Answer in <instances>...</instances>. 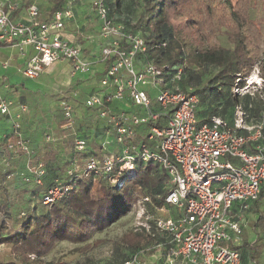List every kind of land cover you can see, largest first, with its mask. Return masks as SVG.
I'll list each match as a JSON object with an SVG mask.
<instances>
[{"label":"built area","instance_id":"1","mask_svg":"<svg viewBox=\"0 0 264 264\" xmlns=\"http://www.w3.org/2000/svg\"><path fill=\"white\" fill-rule=\"evenodd\" d=\"M86 1L98 22V38L103 42L101 62L107 68L99 90L87 97L84 107L99 109V118L106 124L103 140L94 143L81 135L74 139V152L84 166L80 170L77 158L72 160L67 175H109L112 184L120 186L129 175L135 176L137 164L157 166L168 176L163 205L172 206L177 213L163 218L149 215L142 228L166 240V264H240V254L233 245L240 240L242 215L259 200L264 188V113L259 121L248 124L249 115L240 109L232 129L219 117L198 124L197 96L179 88L182 67L175 73L168 65L147 63L139 67L137 56L146 49L143 38L115 21L109 0ZM18 2L0 0V41L17 47L23 56L26 48L33 51L26 60L24 77L35 79L59 62L69 63L72 75L90 71L91 62L81 47L62 35L66 22L73 17L70 8L41 20L37 5L32 3L26 9V20L13 21L11 12ZM150 88L156 91L155 106ZM242 89L236 86L233 92L243 95ZM114 103L116 108H111ZM26 109L0 93V115L12 126L7 149L28 156L25 168L34 175L35 183L41 184L43 163L30 166L28 141L20 134V116ZM60 109L62 125L71 126L70 102L62 101ZM137 137L140 141L134 142ZM91 143L100 147L98 154L93 153ZM111 143L121 146L118 155L104 151ZM53 188L43 197L44 205H51L55 196H60ZM67 190L65 187L62 194ZM163 205L155 208V213L167 212ZM143 254L140 250L124 264H138Z\"/></svg>","mask_w":264,"mask_h":264},{"label":"trees","instance_id":"2","mask_svg":"<svg viewBox=\"0 0 264 264\" xmlns=\"http://www.w3.org/2000/svg\"><path fill=\"white\" fill-rule=\"evenodd\" d=\"M136 1L139 13L134 24L113 18L143 38L146 49L137 56L139 67L147 63L160 67L168 65L174 67L172 73L177 71V67H182L179 88L197 96L196 118L207 117L205 122L213 117L226 121L225 115H232L240 104V108L256 119V122L261 119L264 110L260 104L248 94H235L233 88L244 87L243 79L258 58V45L261 40L264 52V33L259 30L264 24V19L260 17L263 21L253 23L258 21L257 11L253 8L257 6L264 9V0H238L235 4L239 5V9L224 0L228 8L229 23L235 26L234 30L226 29L222 32L231 48L213 43L207 45L206 39L211 35V30L207 31L197 23V26L193 25L191 35H188L189 31L181 32L172 28L170 14L178 12L180 5L187 4L186 0ZM67 2L68 0H54L49 17L67 5ZM108 5L112 16V13L119 12L122 7L121 0H109ZM260 70L264 78V56ZM66 95L67 97L61 99L85 104L84 96L74 99ZM51 97L60 99L56 94ZM199 106L203 107L201 111H198ZM99 113L97 108H86V113L79 121L81 129L85 131L81 132L82 137L89 138L86 132L91 129L95 133L93 138H97L98 131L102 132L99 124L104 121L99 118ZM53 120L58 126L62 125L61 110L53 113ZM227 125L232 129L233 121ZM112 130L114 133V128ZM139 141L140 137L134 139V142ZM7 143L8 138L0 141L4 151H7L9 157L12 156L7 163L0 165V245L9 246L11 254L7 259L0 255V264H65L62 260L44 262L42 258L49 254L57 243L67 241L81 244L88 241L93 233H102L120 216L129 212L138 198L152 200L150 202L153 203L154 209L163 205L167 192V175L149 162L137 164L135 176L117 186L111 184L113 177L109 175L98 178L93 174L86 177L80 172L72 174L73 176L67 175V167L71 162L59 159L57 152L48 147L42 158L44 174L41 184H36L34 175L25 168L28 156L21 152H10ZM92 146L93 153L98 154L100 147L93 143ZM30 153L34 155V150H30ZM117 170L118 165L114 167L115 173ZM12 176H18L20 183L16 196L4 185ZM50 179H61L62 189L66 187L68 190L45 210L47 206L42 200L51 189L45 186V181ZM93 182L99 184L95 192ZM34 202L35 205L32 204ZM14 211L18 216L15 217L17 227L13 230L9 228L8 221L13 219ZM257 215L255 227L264 226V212L259 209ZM157 237L158 234L152 236L148 233L142 235L132 232L123 235L121 243L130 250L133 249L125 262L131 260L140 250L144 251L139 248L151 245ZM160 238L164 239L161 236ZM164 245H167L166 242ZM86 246L88 244L76 248L75 251H81ZM151 254L150 252L149 255ZM31 256H34V259H31Z\"/></svg>","mask_w":264,"mask_h":264},{"label":"rangeland","instance_id":"3","mask_svg":"<svg viewBox=\"0 0 264 264\" xmlns=\"http://www.w3.org/2000/svg\"><path fill=\"white\" fill-rule=\"evenodd\" d=\"M52 1H50V3ZM186 1L187 4L185 3L184 5H180L178 12H174L170 14V22L172 28L174 30H178L181 32L189 31L188 35H191L192 32L191 30L193 28V25L197 26L195 24L197 23L199 26L203 27V29L207 31L211 30V35H209V38L206 39L208 42V43L206 42L207 45L209 43H213L223 46L225 48H231V46L227 43L226 37L222 35V32L225 31L226 29H228V31L234 30L235 26L233 23L231 24L229 23L228 8L226 7L224 0H186ZM227 1L228 3H231L232 6L235 5V9H239L238 8L239 5L235 4L238 0H227ZM79 5H80V0H68L67 5H65L64 7L70 8L73 13V17L68 21L73 20L76 14L78 13L80 16H82L85 13L82 10H79V7L77 9V6ZM121 6L122 7L119 12L115 11L114 13H112L113 17L117 21H121L123 23L127 22L128 24L129 23L134 24L135 21L137 20V16L139 13L137 1L121 0ZM39 9L40 12L42 11L43 13L42 17L46 18L49 16L48 7L46 8L39 7ZM253 9L257 11V17H258V21H254L253 23L263 21L264 9H260L257 6H255ZM75 10L77 11L76 13ZM260 17H263V19H260ZM259 30L261 33H264V24H262ZM89 33L93 34L94 31L91 30L90 32H88V34ZM77 42L78 44L82 45V41L80 39H78ZM100 50H101L100 45H97L96 43H94L93 49L91 47H89L88 49H84L83 56L88 61L91 62V68L88 73L80 74L82 76L73 78L67 76L65 74V70H52L50 73H48L47 75H45L44 77L38 80L24 79L23 83H25L26 86L30 85L27 88L19 87L18 85L20 82L18 81L17 78L9 79L8 81H5L1 84V85L6 84V86H4V91H3L4 96L2 95L3 98L7 97V99H9L8 97H12V98L19 97V99L22 101L21 104L25 105L27 108L26 111L20 116V126H21L20 134L22 136L24 135V133L28 135V139H29L28 145L30 147L29 149L34 150L33 153L34 155H31L30 157L32 160L28 161V163H30V166L36 165L37 163H43V159H42L43 153L45 152V150H47L48 147H50L51 149L57 152V156L59 159H63L65 162L68 161L71 162L72 160H76L77 158L78 160L77 167L80 170L83 168L84 161H82L81 158L74 152V146H75L74 139L78 135H82L81 133L82 129L79 122L82 116V112L78 103L70 102L71 106L73 107L72 125L67 127L61 125L60 128L52 130V132L49 131L45 125L46 120L44 115V109L46 108L49 109L52 107L55 110L60 111L61 110L60 105L62 101H67L61 98L67 97L66 94L72 96L74 99L75 98L77 99L79 98V96H81V94L85 96L86 93L87 94L91 93L97 89L98 84L103 78L101 77L102 74L100 72L102 68L100 67V65H98L100 64L101 61ZM258 50L259 53L257 60L254 62V65L251 71L249 72V74L243 79L244 89H242L241 93H243V95L248 94L252 96V98H254V101L256 103H259L261 108L264 110V78L261 75V70H260L261 62L264 56L262 40L259 42ZM83 82L85 83V86L81 85V83ZM35 91H37L38 94H35L34 93ZM149 93L151 95L153 106H155V100H156L155 89L150 88ZM54 94L58 95L60 99L53 98L54 99L53 100L51 95ZM14 102L20 103L17 101ZM240 105L234 109L232 115H230L229 113L225 115L224 118L227 121V123L230 124L231 121L234 122V119L239 116V113L237 112L241 109ZM110 107L116 108V104L114 103L113 105H110ZM199 107L200 108L198 111H201L203 107L202 106ZM123 108H126V106L123 105ZM33 115H37V116L32 117ZM196 120L198 124H201L202 122L207 121L208 118L204 117L198 119L197 117ZM14 121H19V120L14 118ZM63 121H64V117H63ZM246 122L248 124H252L256 122V119L249 116L246 119ZM29 124L31 126L30 128L28 127ZM105 124L106 121L105 123L103 122L101 124L100 128L102 127L103 129ZM112 131L113 130L111 128L109 134L112 135L111 133ZM87 134L88 136H90L89 138L91 139L92 142V137L95 136L94 131L93 133H87ZM47 137L49 138L48 140ZM5 138L8 139L12 138V126L11 123L5 117L0 115V141H2ZM97 139L103 140L102 135L98 134ZM109 146H110L109 148L104 150L106 153L111 152L118 155L121 152L120 145L116 143H111V145ZM4 150H5L4 146L2 147V145H0V165H2L3 163H7L10 159H12V156L9 157V155L6 153L7 151ZM153 167L156 168L157 166L153 165ZM133 177L134 175H129V177L125 180H129ZM111 181H113V179H111ZM61 182H62L61 179L53 180V181L50 179L45 181L46 187L47 186L50 188L54 187L53 191L57 189L58 193H60V196L58 195L55 196V200L62 196L63 189L61 187L62 186ZM93 183L95 184L93 185L95 192L99 184L97 182H93ZM167 183H168V176H167ZM19 184L20 183L18 181V176H12L4 183L7 190L13 196H16V194L18 193ZM0 195H1V190H0ZM142 201H143L142 198H138L137 201L134 202V204L131 206L129 212L120 216L115 223H113L111 226L106 228L102 233H93L90 239L85 243L72 244L67 241L57 243L54 246V248L50 251V253L42 258V261L49 262V261L62 260L65 262V264H123L128 259L130 252L133 250V249L130 250V248L125 247L121 243V238L123 237V235L128 234L129 232L139 233L142 235L146 234L144 228H142L143 227L142 224L147 223L146 222L147 216L152 215V217H154L155 215L156 217L160 216L163 218L166 217V214L168 213V212H164L158 215L157 213H155L157 211H155V209L153 208L154 207L153 203L150 202L152 200H150L149 202H142ZM32 204L35 205L36 202ZM46 206H45L46 207L45 210H48L50 208V205H46ZM169 207L171 206H164V211L165 210L167 211ZM16 216H18V213L14 211L13 219H10L8 221V226L10 229L14 230L17 227L16 225L17 221L15 220ZM148 223L151 224V221ZM156 241L152 242L151 245L148 244L146 247L143 246L144 248L143 247L139 248V249H144L145 254L139 257L140 260L137 262L138 264L139 263L147 264V260H148L147 257L149 256L150 252L153 254L154 252L159 251V254L161 255L162 252L167 251L169 245L168 244L164 245V242H166V240L160 238L159 235ZM159 243L161 244L158 245ZM86 244H88V246H86L85 249L83 248V250L81 251H75L76 248H81ZM10 254L11 252L9 246L0 245V255H2L4 258L7 259L8 257H10ZM31 259H34V256H31Z\"/></svg>","mask_w":264,"mask_h":264},{"label":"crops","instance_id":"4","mask_svg":"<svg viewBox=\"0 0 264 264\" xmlns=\"http://www.w3.org/2000/svg\"><path fill=\"white\" fill-rule=\"evenodd\" d=\"M52 0H19L18 7L11 12V18L13 21H24L27 19V7L31 5L32 3H35L39 9L44 7H48L49 11L53 5ZM79 7V10H82L85 12L82 16L76 14L73 20L67 21L64 29L62 30V35L65 40H67L70 43L77 44L82 49V54L84 49H88L91 47L93 49L94 43L97 45H100L102 48L103 42L98 38V22L96 18L93 16V14L90 11L89 4L86 0H80V5L77 6V9ZM40 12V9H39ZM77 11L75 10V13ZM43 13L40 12V18L41 20H46L49 18L42 17ZM81 17V18H80ZM83 17V18H82ZM78 18V20H77ZM80 18V19H79ZM91 30L94 31L93 34H88ZM80 39L82 41V45L78 44L77 40ZM101 52V50H100ZM25 55H21L18 48L7 44L3 41H0V93L4 96V86L6 84L1 85L3 82L8 81L9 79L17 78L19 83V87L27 88L28 86L23 83L25 80H38L50 73L52 70H65V74L69 77L76 78L78 76H82L80 74L72 75L71 74V68L69 63L67 62H59L55 63L54 65L46 68L43 73H41L37 78L35 79H28L24 77L23 71L25 69L26 60L29 56L33 54V51L30 48H26L24 51ZM100 67L101 74L103 77L106 65L100 61ZM80 80V79H79ZM84 80V79H81ZM100 84V83H99ZM99 84L95 91L91 93H86L85 96L81 94V96L85 97V100L88 96H90L92 93L99 90ZM82 86H85V83H81ZM35 94H38L37 91L34 92ZM52 96V95H51ZM7 98V97H6ZM9 99H12L17 102H22L19 97H8ZM53 99V98H52ZM54 100V99H53ZM53 102V101H52ZM55 103V101H54ZM79 107L81 108L82 116L86 113V108L83 104L78 103ZM122 106V105H121ZM60 110V109H58ZM58 112L54 108H46L44 109V115L46 120V127L49 131L52 132V130H55L57 128H60L61 126H58L56 124V121L53 120V113ZM37 115H33L32 117H36ZM81 116V118H82ZM33 124V123H32ZM31 124V125H32ZM23 125V124H22ZM101 126V123L99 124V127ZM31 127L30 124L28 126ZM94 130H90L87 133H93ZM81 132H85L84 130H81ZM103 131L98 132V134L102 135ZM51 135V134H48ZM25 139L28 141V135L24 133L23 135ZM98 136V135H97ZM93 142L95 143L98 141L97 138L92 137ZM167 182V181H166ZM264 191V188L263 190ZM262 194V199L258 200L257 202L253 203L250 206V209L243 213V218L241 221V228L242 233L240 236L239 243L236 245H233V248L236 249L240 254V264H264V226H256L255 223L258 218L257 211L260 209L264 212V192ZM167 216H175L177 213V210L173 208L172 206L168 208L167 210ZM167 251L162 252V254H159L158 252H154L153 254L149 255L147 257V264H166V256ZM146 258V257H145ZM151 259V260H150Z\"/></svg>","mask_w":264,"mask_h":264}]
</instances>
